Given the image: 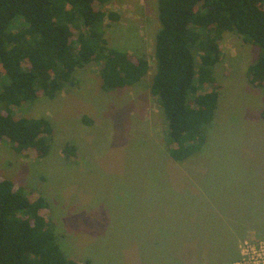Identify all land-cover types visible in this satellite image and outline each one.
Listing matches in <instances>:
<instances>
[{"label": "rangeland", "instance_id": "rangeland-1", "mask_svg": "<svg viewBox=\"0 0 264 264\" xmlns=\"http://www.w3.org/2000/svg\"><path fill=\"white\" fill-rule=\"evenodd\" d=\"M157 4L95 5L119 16L105 20L109 46L134 62L146 58L148 74L133 87L104 91L102 65L93 62L54 99L41 95L13 108L16 119L49 120L53 137L41 159L0 140V180L46 199L62 251L79 263L236 264L244 241L264 239V90L247 75L260 51L237 33L224 34L216 84L199 89L219 94L207 142L174 162L164 113L150 91ZM71 145L75 154L68 156Z\"/></svg>", "mask_w": 264, "mask_h": 264}, {"label": "trees", "instance_id": "trees-1", "mask_svg": "<svg viewBox=\"0 0 264 264\" xmlns=\"http://www.w3.org/2000/svg\"><path fill=\"white\" fill-rule=\"evenodd\" d=\"M110 1L0 0V140L17 153L35 150L46 157L53 128L44 117L16 119L13 108L41 95L54 99L73 84L77 70L93 62L102 65L104 91L133 87L148 74L146 58L134 62L127 51L109 46L105 20L119 16L95 5ZM156 7L160 28L150 91L167 122L169 156L184 163L202 151L216 116L219 94L199 89L216 84L225 33L258 47L247 75L264 90V0H158ZM64 152L72 156L75 147ZM48 206L43 196L31 199L12 181L0 180V264H83L62 251L44 213Z\"/></svg>", "mask_w": 264, "mask_h": 264}, {"label": "built area", "instance_id": "built-area-1", "mask_svg": "<svg viewBox=\"0 0 264 264\" xmlns=\"http://www.w3.org/2000/svg\"><path fill=\"white\" fill-rule=\"evenodd\" d=\"M236 264H264V239L244 241Z\"/></svg>", "mask_w": 264, "mask_h": 264}, {"label": "crops", "instance_id": "crops-1", "mask_svg": "<svg viewBox=\"0 0 264 264\" xmlns=\"http://www.w3.org/2000/svg\"><path fill=\"white\" fill-rule=\"evenodd\" d=\"M263 225H264V224H263ZM261 233H264V231L262 232V230H261V231H260V234H261Z\"/></svg>", "mask_w": 264, "mask_h": 264}]
</instances>
